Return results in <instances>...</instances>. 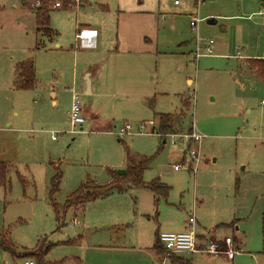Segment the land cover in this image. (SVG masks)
I'll return each instance as SVG.
<instances>
[{"label":"rangeland","instance_id":"rangeland-1","mask_svg":"<svg viewBox=\"0 0 264 264\" xmlns=\"http://www.w3.org/2000/svg\"><path fill=\"white\" fill-rule=\"evenodd\" d=\"M34 1L0 0V164L5 176L0 235L16 247L14 254L0 248V264L22 259L42 240L43 247L51 244L45 264H176L150 251L154 235L166 231L164 225L174 218L181 220L195 196L246 212L249 250L260 251L264 221L248 214L260 210L264 194V163L257 167L264 147L254 139L264 136V81L245 59L264 57V0H83L84 5L69 0L74 7L50 13L58 33L51 40L35 32L29 7ZM192 17L200 19L197 31L189 24ZM76 20L101 24L98 40L106 43L96 50L76 49ZM208 39L214 42L213 55L195 58L197 40L203 47ZM110 44L116 46L113 51ZM146 56L150 60L140 59ZM27 58L33 61L36 84L17 90L14 66ZM96 63H104L97 73L98 95H93L102 122L91 126L85 119L79 131L69 133L65 107L70 109L73 91L87 105L81 67ZM122 63L128 69L116 76L120 71L114 74V66ZM51 89L57 91L56 105ZM181 96L189 98L188 109H182ZM159 112L180 116L173 122L179 135L163 138L156 132ZM141 123L145 126L138 133ZM125 124L132 126L131 134L118 135ZM192 124L205 137L186 144L179 136L190 133ZM127 149L151 158L143 180L158 178L170 186L166 196L156 200L150 189L130 185L80 210L63 208L82 183L104 185L111 171L125 170ZM190 150L199 155L197 163L191 162L194 172L174 170V165L188 166ZM247 160L251 168L242 170L239 162ZM56 173L61 178L51 199ZM196 214L201 211L195 207Z\"/></svg>","mask_w":264,"mask_h":264},{"label":"crops","instance_id":"crops-1","mask_svg":"<svg viewBox=\"0 0 264 264\" xmlns=\"http://www.w3.org/2000/svg\"><path fill=\"white\" fill-rule=\"evenodd\" d=\"M82 3L80 0L79 1L80 5L86 4V1L82 0ZM33 17H34V15H33ZM34 21H35V19H34ZM75 23H76L75 24L76 25V32L80 28L95 29L97 32L95 47L94 48H81V49H88V50H94L95 49L96 50L99 47H102V45L104 43H106L105 41H101V40L99 41L98 40L99 34H100V29L102 27L101 24H98L97 22H91V23L90 22H78L77 20ZM49 27L53 30V34L50 37L44 35L41 32L36 31V24H35V32L41 33L42 35H44L45 37H47L48 39L51 40L58 33L56 30H54L51 27L50 17H49ZM115 47L116 46L110 44L108 49H109V51H113L115 49ZM76 49H78V48H76ZM140 59L144 62H146L148 59L150 60V58L148 56L142 57ZM245 60H247V59H245ZM93 66H95V67H93ZM181 66L182 65H180V68H181ZM103 68H104V63H102V64L101 63L100 64L99 63L88 64V66H86V64H84V66L82 65V67H81L82 75L83 74L85 75V79L87 82L86 93L88 94V96H90L87 99V105L85 106L84 104H82L83 115H84L85 119H89V121H90L89 124L91 126H95L96 124H101V122H102V120L99 119L100 112H99V109L96 108V101H95L94 96L98 95V92H97L98 91L97 73L99 71L102 72ZM114 68L116 69V70L114 69V74H116L117 71H120V73L116 76L123 75L124 70L128 69L127 67L123 66V63L121 64V66H118V64L115 65ZM74 72H75V70H74ZM153 76H154V74H153ZM13 77H15V75H13ZM153 80H154V78H153ZM13 81H14V78H13ZM13 81H12V84H13ZM71 82H73V85H74L76 83V80L73 79V80H71ZM186 83L191 84L192 79L190 77H187ZM155 87H156V82L154 85V89H155ZM64 92H66L68 94V96L71 95L69 89L64 90ZM50 94L52 97V101H51L52 104L56 105L57 104V100H56L57 91L54 89H51ZM184 100H187L190 104V100L188 97L183 98V96H181L180 101H181V107L183 110L185 109V107L183 106ZM68 112H69V108L65 107L64 114L66 117L68 115ZM158 114L174 115V118H173L172 123H171L172 128H173V122L176 119H178V117L184 115L182 110H180V112H179L180 116H177L176 113H171V112H167V113L166 112H159ZM157 123H158V116H157ZM191 128H193V124H192ZM255 138H257L258 141L261 142L259 144L264 147V136H261V138L259 136L254 137V139ZM245 139L248 140V137H245ZM161 143H163V140H161ZM205 158H206L205 162L208 163L209 161L207 159H209V158L204 156V159ZM263 160H264V158H262V159L260 158V162H258L257 167H261L263 165V163H264ZM239 163L242 165V167H241L242 170H245L246 168L250 167V165H251V162H249V160L244 161V162H239ZM253 167H255V166H253ZM229 170L232 171L231 169H229ZM193 200H194L193 208L186 213L184 212V214L182 213V219L181 220H179V218H174V220H171L166 225H164V227H165L164 230L175 231V232L183 231L187 227L186 222H187L188 217L191 215H194L195 222H196V224H195L196 232L199 235V238L201 240L205 239L206 241L218 242L220 244L221 248L226 249V245L224 244V238L230 237L232 239V246L235 247L236 249H240L241 252L235 254L234 257L230 260L227 259L224 255L218 256V255L207 254V253H180V254L170 256L169 258H170L171 262L176 263V264H215L214 262H212L213 260H215V261H221L222 264H264V262L262 261V260H264V242L262 243L263 246H262V249L260 251L256 250L253 252V251L249 250L248 246L250 245V241H248V238L246 236V231L244 228L245 223H243L244 222L243 217H246L245 216L247 214L246 212H240L238 209H236V206L233 204L230 207H227L224 205H222L221 207L213 206V203H212V202H214L213 199H211V200L199 199L197 196H195L193 198ZM195 207H196V211L197 210L201 211V214L199 216H197V214L195 215ZM262 209H263V198H262L260 210H259V208H258V210L256 208V210L252 211L250 214H248V216L250 217L251 215H253V213H254V216H261ZM159 232H158V230H156V232H155L154 244H153L150 251L154 254V256H156L157 258L159 256L160 259L162 260V258H161L162 254L156 252V250L153 248L155 245V242L157 241V234ZM157 244L160 247L159 243H157ZM147 250H149V249H147ZM146 253H150V252L147 251ZM152 253H150V254H152ZM243 255H248L251 260L246 261L245 259L242 258ZM175 259H178V260H175ZM205 259L208 260V263H206L207 261H204ZM258 259H260V261H258ZM11 261H12V259H11ZM11 261H9V262H11Z\"/></svg>","mask_w":264,"mask_h":264},{"label":"trees","instance_id":"trees-1","mask_svg":"<svg viewBox=\"0 0 264 264\" xmlns=\"http://www.w3.org/2000/svg\"><path fill=\"white\" fill-rule=\"evenodd\" d=\"M62 8H67L69 0H61ZM53 11L50 3L43 1L41 5L32 10L34 15L36 31L43 33L44 35L50 37L53 34V30L49 27V17L50 13ZM248 67L252 73L256 76L258 80L264 81V57L262 58H248L246 60ZM14 81L13 86L17 90H29L33 89L36 84L35 68L33 61L30 58L18 61L14 66ZM183 106L185 109L190 107L187 100L183 101ZM174 115L171 114H158L157 128L160 134L166 135L173 133L172 120ZM163 140V139H162ZM151 158L146 156H139L132 154L129 149L126 151V161L127 165L125 168V173L123 175L117 172L112 173L111 179L108 183L104 185H99L97 183H82L77 189L71 192L65 200L63 208L73 207L79 210L84 207L87 202L93 201L98 198L106 197L113 192H123L130 185L131 186H143L150 189L156 200L160 196H166L169 191V186L161 183L158 179H153L149 182H144L143 172L147 169ZM61 175L54 174L50 180V198L57 191L59 186ZM0 185L5 186V176H4V164H0ZM52 199V198H51ZM54 210L57 212L59 208L56 203H52ZM262 220L264 221V194H263V209L261 213ZM62 225L59 226V228ZM0 248L14 254L16 252V247L5 234L0 235ZM43 241H39L35 247L29 253H25L23 258H28L29 256L34 258L37 264H45L44 256L48 252L51 244H46L45 247ZM158 240L155 242L154 249L158 253H163L162 247L158 246ZM173 256V255H172ZM178 260V259H175Z\"/></svg>","mask_w":264,"mask_h":264},{"label":"built area","instance_id":"built-area-1","mask_svg":"<svg viewBox=\"0 0 264 264\" xmlns=\"http://www.w3.org/2000/svg\"><path fill=\"white\" fill-rule=\"evenodd\" d=\"M43 1H47L50 3L51 8L57 9L62 7L61 0H35L29 7L33 10L41 5ZM76 2V1H74ZM79 2V0L77 1ZM75 5L69 4L67 7H74ZM260 14L264 15V8L261 10ZM200 19L197 17H192L190 19V26L192 30H198V23ZM96 35L97 32L95 29L90 28H80L76 32L77 39V48H94L96 45ZM214 42L211 39L206 40L204 46H200L197 40L196 47L194 51V57L197 58L201 55H213ZM69 117V125L70 128L68 130L69 133H76L79 131L80 126L85 122V117L83 115L82 103L80 101V96L73 91L72 93V103L68 112ZM144 124L141 123L138 125V133L144 129ZM132 126L129 124H125L120 127L118 135L131 134ZM156 132L165 138L166 136H170L172 138L176 137L179 134L169 133L166 135H162L159 133L158 129ZM205 137L204 134L198 133L192 129L190 133L183 134L179 136L182 138L184 143L189 144L191 142H200ZM52 139H55V136H51ZM174 144L175 142L172 141ZM189 154V162L188 166H184L182 163L180 165H174V170H179L181 168H188L192 172L194 169L192 168L191 162H198L199 155L195 150H190ZM187 227L183 231L175 232V231H161L157 234V240L159 245L164 250L162 253V260L164 261L166 258H169L172 255L180 254V253H207L213 255H224L227 259H232L235 254L241 252L240 249H236L232 246V239L230 237L224 238V244L226 245V249L221 248L220 244L215 241H206L205 239H200L199 235L196 232L195 228V218L194 215H191L187 219ZM8 264H35V262L30 258H23L20 260H13Z\"/></svg>","mask_w":264,"mask_h":264},{"label":"water","instance_id":"water-1","mask_svg":"<svg viewBox=\"0 0 264 264\" xmlns=\"http://www.w3.org/2000/svg\"><path fill=\"white\" fill-rule=\"evenodd\" d=\"M208 22L212 23V22H214V20H208ZM117 173L120 175H123L125 173V170H118Z\"/></svg>","mask_w":264,"mask_h":264}]
</instances>
